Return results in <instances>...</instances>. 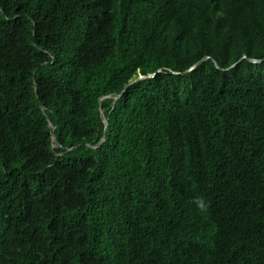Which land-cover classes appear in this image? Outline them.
I'll list each match as a JSON object with an SVG mask.
<instances>
[{"label": "trees", "instance_id": "trees-1", "mask_svg": "<svg viewBox=\"0 0 264 264\" xmlns=\"http://www.w3.org/2000/svg\"><path fill=\"white\" fill-rule=\"evenodd\" d=\"M0 264H264V0H0Z\"/></svg>", "mask_w": 264, "mask_h": 264}, {"label": "clouds", "instance_id": "clouds-1", "mask_svg": "<svg viewBox=\"0 0 264 264\" xmlns=\"http://www.w3.org/2000/svg\"><path fill=\"white\" fill-rule=\"evenodd\" d=\"M193 202L196 204L198 210L201 213H207L210 204L206 201L204 197H197Z\"/></svg>", "mask_w": 264, "mask_h": 264}, {"label": "water", "instance_id": "water-1", "mask_svg": "<svg viewBox=\"0 0 264 264\" xmlns=\"http://www.w3.org/2000/svg\"><path fill=\"white\" fill-rule=\"evenodd\" d=\"M141 79H143V77H141L139 80H141ZM119 97H120V96H119ZM119 97H117V99H118ZM42 109H43V107H42ZM43 110H44V109H43ZM105 122H106L105 131H107L108 120H107V121H105ZM54 142H56V143H57V141H56V139H55V136H54Z\"/></svg>", "mask_w": 264, "mask_h": 264}]
</instances>
